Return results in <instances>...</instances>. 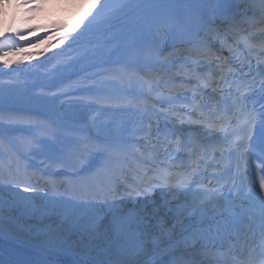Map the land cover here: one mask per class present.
<instances>
[{
  "label": "snow or ice",
  "instance_id": "6c2138e0",
  "mask_svg": "<svg viewBox=\"0 0 264 264\" xmlns=\"http://www.w3.org/2000/svg\"><path fill=\"white\" fill-rule=\"evenodd\" d=\"M249 3L251 15L245 10L239 19L229 13L227 0H191L183 17H138L141 30L128 46L144 63L133 66L149 68L157 62L165 39L190 45L185 70L178 73L179 88L175 78L170 82L139 77L149 84V99L153 88L158 89L155 102L161 107L144 108L130 134H125L127 129L96 135L74 129L75 134L54 151L46 167L64 171L63 183L73 190L74 199L67 202L71 211L55 205L42 211L34 207L35 187L16 177L39 141L0 133V241L7 240L10 256L0 258V264H264V179L258 189L253 182L245 193L235 178L230 185H221L215 173L210 179L208 172L214 167L210 160L226 169L225 175L232 171L233 145L237 151L247 145L240 153L245 165L254 154L252 97L257 85L264 96V27L258 36L249 26L264 25V0ZM24 5L29 13L42 7L41 0L0 6ZM138 7L136 0H95L91 8L96 11L85 13L89 18L79 35L100 43L94 37L98 31L123 33L127 18ZM75 27L81 28V22ZM31 30L9 25L4 34L19 36ZM217 44L229 57L212 52ZM3 63L8 66L11 61ZM261 118L264 122V112ZM8 123L14 121L10 118ZM194 127L201 131L193 132ZM221 132L222 142L216 135ZM258 147L264 153V139ZM258 159L256 168L264 170V155ZM235 167L239 170L240 158ZM25 183L28 186L21 188ZM157 190L173 196L193 193V200H186L171 217L167 201L151 209L138 202L127 206L126 201L151 197ZM188 208L191 211L184 215Z\"/></svg>",
  "mask_w": 264,
  "mask_h": 264
},
{
  "label": "bare ground",
  "instance_id": "6f19581e",
  "mask_svg": "<svg viewBox=\"0 0 264 264\" xmlns=\"http://www.w3.org/2000/svg\"><path fill=\"white\" fill-rule=\"evenodd\" d=\"M9 1L11 0H0V5L9 4ZM51 1L54 0H45L46 3ZM179 1L183 0H136L139 7L127 18L123 25L125 31H98L94 33V37H99L100 43L95 39L91 42L83 40L79 35L83 28L81 25V28L72 27L47 35L42 32L39 37L29 34L26 47L0 44V78L10 75V86L21 84L9 106L22 107L20 102L34 93L38 102H44L54 95L52 105L47 111L66 138L75 134L74 129L83 130L81 134L87 132L92 135L87 122L89 114L98 120L115 119L121 122L144 115V108L150 107L141 104L136 108L128 103L130 91L110 70L109 64L126 60L133 53L128 45L141 30L138 17L150 15L154 18L167 4ZM0 9L3 7L0 6ZM107 38H110V42H103ZM4 60L11 61L10 65L5 66ZM80 81L90 84L87 90L68 91L71 83ZM0 126L8 127L5 117ZM52 173L49 176L51 180L59 174H62L63 181L66 179L62 169L55 168ZM57 188L61 192L72 191V195H66L67 192L57 194L35 191L34 207L42 211L45 207L51 209L55 205L57 210L71 211V205L67 202L73 201V190L66 183L62 186L58 183ZM151 199L153 197H144L136 202L140 206L147 205L149 209L161 205L158 202L152 203ZM136 202L126 201L128 207H133ZM77 214H80L79 210ZM0 258H10L7 240L0 241Z\"/></svg>",
  "mask_w": 264,
  "mask_h": 264
},
{
  "label": "rangeland",
  "instance_id": "374dc122",
  "mask_svg": "<svg viewBox=\"0 0 264 264\" xmlns=\"http://www.w3.org/2000/svg\"><path fill=\"white\" fill-rule=\"evenodd\" d=\"M9 5L18 3L19 0H11L9 1ZM95 0H80V2H69L68 0H54L51 3H46L45 0H41L42 7L34 10L29 13L25 11V8L28 5H24L21 8L7 7L0 9V44H5L7 46L12 47H26L28 43H26L27 37L29 34L35 35V37H39V34L44 32L45 35L53 33V32H61L63 30H67L68 28L75 27L78 21L81 22V25L87 22L89 17L85 16L86 12H89L91 9L90 15L95 13L96 9L91 8L92 4ZM103 2V0H101ZM14 15V18H13ZM31 17L28 19L27 17ZM67 24L69 27H61L59 25ZM11 25L13 28H31V31H24L19 36L17 35H8L7 37L4 34V29ZM8 76H2L0 78V114L7 113L8 108H13L15 110H20L17 107L9 106L11 102L16 97V90H18V86L16 84L9 85ZM89 84L79 82L77 84H72L73 89L78 90H86ZM70 86V87H71ZM21 87V86H20ZM72 90V89H71ZM70 91V89H68ZM54 95L51 97L53 98ZM47 99L44 102H38L36 98V93L31 94V96L26 97L20 104L27 108H38L48 112L47 110L51 107L53 99ZM8 115V114H4ZM9 116V115H8ZM14 123L11 125L8 124V129L0 126V132L5 134L8 137H25L24 132L31 131L38 139H42L44 141V145L50 147L49 149L56 151V143H61L62 141L57 137L48 138L43 131V127L40 125H31L28 127H24L23 129L18 125L22 122L15 121L14 118H11ZM30 126V127H29ZM21 129V130H20ZM25 129V130H24ZM52 130V129H51ZM24 131V132H23ZM68 140V138H67Z\"/></svg>",
  "mask_w": 264,
  "mask_h": 264
}]
</instances>
